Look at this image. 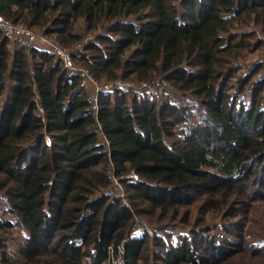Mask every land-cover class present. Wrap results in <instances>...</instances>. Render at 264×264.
Listing matches in <instances>:
<instances>
[{
	"label": "trees",
	"instance_id": "16d2710c",
	"mask_svg": "<svg viewBox=\"0 0 264 264\" xmlns=\"http://www.w3.org/2000/svg\"><path fill=\"white\" fill-rule=\"evenodd\" d=\"M0 14L75 49L99 83H168L101 94L95 112L52 52L0 29V264H264V65L244 64L264 47V0H0ZM136 218L190 235L132 237Z\"/></svg>",
	"mask_w": 264,
	"mask_h": 264
},
{
	"label": "built area",
	"instance_id": "2783aa9c",
	"mask_svg": "<svg viewBox=\"0 0 264 264\" xmlns=\"http://www.w3.org/2000/svg\"><path fill=\"white\" fill-rule=\"evenodd\" d=\"M0 29L2 30L4 36L12 43H17L26 46L27 48L41 46L43 49L52 52L62 67L70 75L77 76L80 79V88L88 93L95 112H97L99 109V98L101 94L123 91L137 94H156L163 96L165 95L168 88V83L164 79L141 83H130L125 80H118L108 84L99 83L94 79L88 69L83 68L76 63L75 49L64 47L57 41H53L44 35L37 34L35 31L26 27L22 23H14L10 20H7L1 14ZM250 31H253V27L252 29L250 28ZM260 38L264 40V35L260 34ZM255 63L256 65H264V52H262L258 59L255 60ZM47 142L48 145H51L50 138H47ZM132 177L134 179H138L135 174H133ZM114 181L119 182L118 179L113 177V182ZM122 196L124 195L122 194ZM144 224H146L148 228H139ZM146 232L153 236L155 234V229L150 227L144 220L136 218L131 236L139 237ZM120 249L123 253L122 247Z\"/></svg>",
	"mask_w": 264,
	"mask_h": 264
},
{
	"label": "rangeland",
	"instance_id": "374dc122",
	"mask_svg": "<svg viewBox=\"0 0 264 264\" xmlns=\"http://www.w3.org/2000/svg\"><path fill=\"white\" fill-rule=\"evenodd\" d=\"M12 46H14V43H12ZM262 52H264V47L260 48L256 52L249 54L247 56V58L244 60L245 70L254 68L256 66L255 60L258 59V57L260 56V54ZM111 191H113L117 194H120V195L123 194L125 196L124 188L120 182L114 181L112 188H111ZM258 206L260 207V209L258 207L257 216L260 219L261 215L264 213V204L258 205ZM8 218L11 219L12 217L8 214H5V205H4L3 200L0 198V219H8ZM139 228H148V227L146 226V224H144L143 226L141 225ZM154 229H155V234L157 233L160 236L162 235V236L166 237V235H168V233H169L171 238L170 237H168V238L174 244L178 243L180 241L181 237L190 235V231L183 228L181 225H179V226H165V227L158 226ZM215 233L221 234L222 230L218 227L215 229ZM24 238H25L24 233L20 229H13L12 230L11 234L9 235V239L7 240V246H8V249L11 251V254H13L14 256L17 255L18 245L24 241ZM115 263L121 264V257H119L117 260H115Z\"/></svg>",
	"mask_w": 264,
	"mask_h": 264
}]
</instances>
